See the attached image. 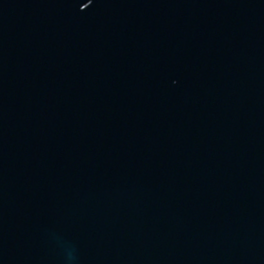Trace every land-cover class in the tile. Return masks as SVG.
I'll use <instances>...</instances> for the list:
<instances>
[{
    "label": "water",
    "instance_id": "95a60500",
    "mask_svg": "<svg viewBox=\"0 0 264 264\" xmlns=\"http://www.w3.org/2000/svg\"><path fill=\"white\" fill-rule=\"evenodd\" d=\"M0 264H264V0H0Z\"/></svg>",
    "mask_w": 264,
    "mask_h": 264
}]
</instances>
